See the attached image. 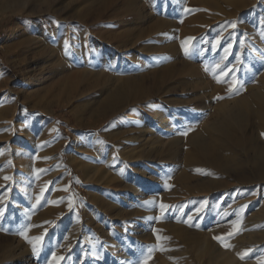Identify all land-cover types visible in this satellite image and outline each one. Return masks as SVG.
<instances>
[{"label": "rangeland", "instance_id": "rangeland-1", "mask_svg": "<svg viewBox=\"0 0 264 264\" xmlns=\"http://www.w3.org/2000/svg\"><path fill=\"white\" fill-rule=\"evenodd\" d=\"M137 1L147 12H144L147 22L143 26L146 27L145 34L150 37L139 43L140 49L147 46L148 49L142 54L137 52L139 60L134 68L128 66L132 55L130 50H121V56L115 51V55L123 59L122 63L103 67L107 61L103 48L91 50L85 44L87 47H83L81 56L84 61L75 60V64L81 65L72 67L69 74H61L58 68L49 66L42 71L40 64L35 65L41 55L33 54V51L37 52L34 46L30 43L21 46V42L30 35L29 30L35 29L34 18L27 13L9 11L1 20L0 212L3 216H0V264H225L228 257L237 251L238 245H243L246 236L243 240L235 238L242 233L244 224L237 231L238 236L229 230L216 231L215 221H210L207 227L202 224L192 227L187 223L191 206L174 200L175 194L182 192L179 179L182 172L195 174L194 180L208 181L207 171H192L184 161L175 164L172 160L125 159L130 154L140 156L144 149L134 139L145 129L147 105L143 104V109L122 110L96 122L92 109L103 99L100 93L103 85L92 83L79 73L83 70L119 71L125 77H137L154 69L166 70L169 65L173 66L177 69L175 77L179 75L174 77L177 86L174 99L182 100L174 109L183 114V124L171 116L175 131L163 132L158 125L153 127L156 138L164 136L168 142L179 139L180 148L185 151L189 147L185 141L187 136L203 134L201 125L204 122L190 109L194 101L190 102L191 105L193 103L190 107L184 104L190 98L187 92L191 94L197 90L199 94L202 91V87L192 83L198 75L209 79L210 86L214 87V92H211L214 100L233 99L244 85L254 83L255 77H248L246 69L250 64L248 60L254 58L258 48L252 39L253 31L248 33L247 29L255 28L254 35H260V31L264 33V0ZM120 4V0H112L110 9L104 11L98 1L91 4L85 0H66L65 14L70 18L77 17L78 13L84 14L85 24L70 20L73 29L84 39L95 41L105 32L120 30V25L113 20L116 15L112 10ZM59 9L56 8L55 12ZM48 15L44 18L50 24L58 23L54 14ZM93 16L99 17L94 25ZM250 16L254 21L248 27ZM160 22L164 26L161 29ZM60 23V27L65 25ZM15 24L17 27L13 28ZM198 29L202 31L193 33ZM62 35L61 38H65ZM245 42L255 47L253 53L243 47ZM149 47L163 52L149 53ZM147 66L149 70L145 68ZM196 66L201 67L200 73L194 70ZM66 75L71 78L65 80ZM29 80L32 84L28 83ZM234 81L238 83L234 85ZM186 86L190 90L194 86L195 90L190 91ZM224 86L229 89L219 92ZM165 109V106H160L155 111ZM117 121L121 123L118 131L124 136V142L120 152L115 153L116 139L112 138L114 134L107 132L116 126ZM17 148L24 153H19L14 159ZM110 156L113 159L108 162ZM84 164L92 167L86 173L82 169ZM94 168L115 171L113 179L116 181L112 183L113 179L109 180L112 184L107 186L102 182L104 179L96 183L100 178ZM133 168L137 169L136 174L132 172ZM128 183H143L141 189L144 191L149 190V185H159L160 190L145 200L137 201L132 191L126 189ZM243 193L252 194L253 188L233 187L227 200L234 199L232 203H237ZM158 198L162 203L165 199L169 201L162 204L165 207L160 205L156 210L152 202ZM242 209L246 214H255L253 206ZM177 226L186 227L190 233H200L201 239L195 236L185 242L177 236ZM18 230L23 231L28 239L17 234ZM250 247V250L237 254V259L245 262L255 260L256 256L262 257L260 254L264 253V248L257 253L254 246ZM244 253L247 255L242 259ZM260 264H264V259Z\"/></svg>", "mask_w": 264, "mask_h": 264}, {"label": "bare ground", "instance_id": "bare-ground-1", "mask_svg": "<svg viewBox=\"0 0 264 264\" xmlns=\"http://www.w3.org/2000/svg\"><path fill=\"white\" fill-rule=\"evenodd\" d=\"M85 1L91 4L97 1L101 2L103 10L106 11L107 9H110V2L112 0ZM120 1L121 4L117 7L114 6V8L112 9L116 15V17H113V20H115V22L120 25V32H105L106 34H102V36H100V38L95 41L86 38L84 39L81 33H77L73 29L74 25L72 22L77 20L78 22L84 23L85 15L78 13L77 17H68L65 14L66 0H0V23L1 20H3V18L7 16L9 11L14 14L27 13L34 18L33 26L35 29L29 30L30 35L27 37V40H23L21 42V46H24L28 43H30L31 46H34V49L37 50V52L33 51V54L35 56L41 55L40 59L38 60L39 63L36 62L35 65L40 64V68L42 69V71L49 66L50 68H58L62 72L61 73L58 71L61 74H69L72 67H79L84 61L81 56L83 54L82 49L86 46L85 44H88V48L91 50H99L100 48H103L102 53L104 54V59L106 58L107 60L103 67H107L110 65L115 66L116 64L122 63L123 59L116 56L115 51L119 52L120 54L121 50H130L132 51V55L128 60V66H132L134 68L135 63L139 60L137 52L142 54L148 47L147 46L145 49H140L139 47L140 42L150 37H147V35L145 34L147 33V31L146 27L143 26V23H145V21L147 20V17L145 16V13L147 12L143 10L144 8L137 0ZM61 6L62 8L59 9V7ZM56 8L59 9V12H55ZM48 14H54L55 19L56 21H58V23L50 24L44 18V16H47ZM88 14L86 15L88 16ZM251 17L252 16H250V19L248 20V27L251 25L252 21H254L253 18L251 19ZM98 18L99 17L93 18V25L94 23H98ZM151 19H153V17ZM60 22H64L65 25L63 27H60ZM160 24L161 27H159L161 29L164 26H162L161 22ZM15 26L17 27V25L15 24L13 25V28ZM247 30L248 33H252L251 31H253V34H251L252 39L257 44L255 45V47L258 48L257 53H254V58L248 60L250 64H248L249 67L248 69H246V71L248 70V77H255L254 83L252 82V84H247L244 85L242 89L240 88V92L233 99L227 100L220 99L218 97V100H214L212 99L213 94L211 95L214 87L210 86L211 84L209 82V79L204 75L200 77L198 75L196 79L194 77L195 80L194 82L192 81V83L196 84V86L198 87H202V91L200 90V95L197 94V90L195 92L193 91L195 90L193 86L191 89L193 93H186L190 98L186 97L187 100H185L184 104L187 105L185 107H190V102L194 101L193 103L195 104L193 105L192 103L193 106L191 105L192 107H190V109L192 110V113H196V115L201 118V122H204L201 125L203 134L187 136L185 141L189 147H186L187 150L185 151L183 149L181 150L179 139H173L172 141L168 142L164 136L161 138H156L154 133L155 130L153 127V125H158L162 130H164L163 132H170L171 130L175 131L176 128H174V126L171 124L172 121L169 118L171 116L175 117V119L181 125L183 124L184 119L181 118L183 114H181V112H177V110L175 111L174 109L176 106H178V102H181L182 100L180 99L181 101H177L178 98L174 99V97L177 96L175 94L177 86L175 85L176 81H174L175 70L177 69H174L173 66L171 67L169 65L168 68L165 67L167 68L166 70L160 69L161 71L158 69H154L151 71V73L148 72V74L146 75L142 74L137 77H125L123 75H120L119 71L91 72L88 70H83L79 73L80 76L88 77L90 80H92V83L103 85V88L100 90V93L103 95V99L96 103L95 107L92 109V114L95 115L96 122L108 119L109 117L116 115L122 110L126 111L129 108L143 109L142 105H147L145 108L146 117H144V121L146 124L145 129L141 133V135L137 137L135 136L134 139L140 142L144 146V149H142L140 156H138L136 153H134V155L136 154V156L138 157L131 156L130 154V156L125 157L126 160L138 161V159H141L149 160L151 162L172 160V162L175 164L184 161L187 166H190L192 168V171L201 170L207 171L209 173L208 178L210 179L208 181H205L203 179L194 180L195 174H185L184 172H182L179 178L182 181V192L175 194L174 200H176L177 202H187V205L191 206V213L189 212V214L187 215V217H189L187 223H190L192 227H198L200 224H202L204 227H207L210 221H215L217 222V224L214 226V229H216V231L229 230L231 234L237 235V231L241 229V225L244 224L242 233L239 236L237 235L238 237L235 238V240H238L246 236L244 242L242 243L243 245H238L237 251L231 254L232 256L228 257V259L226 258L227 260L225 264H260V261L264 259V253L260 254L262 255V257L260 258L256 256V259L253 261L242 262L237 259V254L242 253L244 250H250L252 248L250 246H254L255 252L257 253H259L262 248H264V33L260 31V35H254L255 28L251 29V27H249ZM158 31L156 30L155 32ZM200 31H202V29L195 30L193 31V33H198ZM61 35H65V38H61ZM56 38L57 41H55ZM65 40H68L72 45V47L68 49L67 53L65 50ZM243 47L249 49L252 53L255 50V47L248 45V43L246 42L243 44ZM157 50L156 48L152 49V47H149L148 52L157 53L159 50L163 52L162 49H159L158 51ZM67 54H69V56H67ZM147 55L149 54L147 53ZM75 60H79V62L81 63L75 64ZM143 63L144 61L142 62V64ZM174 63H176L175 60ZM198 67L199 66L193 68L200 73L199 70L201 67ZM145 68L149 70L148 66ZM176 74L180 73L176 72ZM183 74L185 73L183 72ZM178 76L179 75H177L176 77L178 78ZM70 78V75L65 76V80H69ZM242 80L244 81V78ZM28 83L32 84V80H29ZM185 83H187V80ZM192 83L190 82L191 86ZM217 88H219V86H217ZM228 89L229 88L227 86H224L220 88L219 92L226 91ZM180 94L183 95L184 93ZM160 106H165V111H155V109L157 107L159 108ZM148 112H150V114L153 112V114L149 115ZM187 113L189 114L190 112ZM192 122L193 120L191 121V124H193ZM120 125L121 123L117 121L116 126L112 130H110V132H107L108 134H114L112 138L116 139V141L114 140L116 142V148L113 151L115 153L120 152V149L122 148L124 142V136L122 135L121 131H118V127ZM199 130L201 132V129ZM22 131L25 130L22 129ZM108 137L110 138L109 135ZM133 138L134 137H132V139ZM19 153H24V151L22 152L21 149L17 148L16 156L14 157V159H16ZM26 154L27 153H25L24 155ZM112 159L113 157L110 156V160L108 162H111ZM84 165L82 169H84L85 173L90 168H92L90 165ZM96 168H94V172L97 173L100 178L97 181L95 180L96 183H99L101 182V179H104V181L102 180V182H105L107 186L110 183L109 180L115 178V171L112 172L110 170L108 171ZM135 168L132 169V172L134 174L137 173V169ZM108 173H111V177H108ZM114 180L115 179H113L112 183L116 181ZM132 180H134V177L132 178ZM105 183L101 184L104 185ZM112 183H110V185ZM143 183H128L126 185V189L132 191L131 194L136 197L137 201L145 200L150 197V195L156 194L160 190L159 185H149V190L144 191L141 189V185ZM233 187L253 188V193H243L239 197V201L237 203H232L234 199H227L230 196V189H232ZM200 197L202 199L197 200V198ZM167 201H169V199H165L163 203ZM163 203L162 200H159L158 198L155 200V202H152V207L154 209H158V207ZM251 206H253L255 212V214L253 215L246 214L245 210L242 209L245 207L250 208ZM176 231L177 236L182 237L185 242L186 240L193 239L195 238V236H198L200 234L198 232L190 233L189 231L191 230L188 231L186 227L182 226H179ZM198 237L200 238V236ZM14 249L15 248H13V250ZM216 255L218 256L219 254Z\"/></svg>", "mask_w": 264, "mask_h": 264}, {"label": "snow or ice", "instance_id": "snow-or-ice-1", "mask_svg": "<svg viewBox=\"0 0 264 264\" xmlns=\"http://www.w3.org/2000/svg\"><path fill=\"white\" fill-rule=\"evenodd\" d=\"M233 26H235V25H233ZM64 43H65V50H66V53H67L68 49H69L70 47H72V45L70 44V42H69L68 40H65ZM236 83H238V81H234V85H235ZM241 87H242V85H241ZM230 90H231V89H230ZM185 134H186V133H185ZM5 179H8V178L5 177ZM161 207H165V206L161 205ZM0 216H3V213H2V212H0ZM0 227H2V224H0ZM17 234L23 235L25 239H28V237L24 234L23 231H19V230H18V233H17ZM41 239H42V238H41ZM216 239H220V238L217 237ZM29 242H31V241H29ZM33 250H34V252L36 251L35 246H34ZM244 255H247V253H244L243 255H241V258H242V259H243V256H244ZM54 258H55V257H54Z\"/></svg>", "mask_w": 264, "mask_h": 264}]
</instances>
